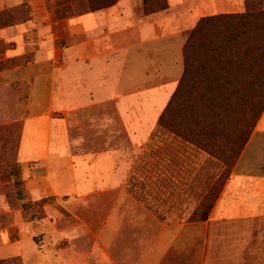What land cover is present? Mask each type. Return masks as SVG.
Listing matches in <instances>:
<instances>
[{"label": "rangeland", "instance_id": "1", "mask_svg": "<svg viewBox=\"0 0 264 264\" xmlns=\"http://www.w3.org/2000/svg\"><path fill=\"white\" fill-rule=\"evenodd\" d=\"M129 1L137 17L145 16L144 0ZM97 3L99 0H0V30L23 25L32 18L40 21L39 30L48 36L43 60L51 59L52 64L43 72L55 76L59 92L58 109L52 115L53 152L58 162L49 170L36 163L21 167L16 162L20 122L2 112L0 140L6 145L0 148V249L6 242L8 254L0 264H50L59 250L68 247L77 256H91L90 264H98L100 227L119 205L128 221L138 210L139 220L199 222L237 172L261 117L255 119L263 96L249 100L244 114L233 110L225 118L219 108L195 121L188 105L197 100L196 106L204 112L207 101L190 97L188 103L184 99L183 105L167 115V128H160V117L183 75L165 101L157 98L169 84L160 80L149 86H127L109 82L104 70L105 77L98 79L102 72L99 66L110 65L115 57L104 49L98 51L84 37L80 19L93 13L89 8ZM162 3L167 9L161 12L170 18L184 16L194 8L203 17L230 10L226 0H149V7ZM260 10H264V0H247V12ZM183 31L185 40L188 31L185 27ZM184 46L180 52L183 74ZM29 60L27 54L1 61L0 72ZM139 76V72L133 75L134 82ZM161 89L163 92H158ZM104 90L110 94L100 98L98 93ZM69 96L78 101L71 102ZM1 103L0 113L4 107ZM175 129L184 138L173 134ZM193 142L198 146H192ZM92 155H114V168L123 173L119 187L100 189L96 181L94 188L73 193L50 186L49 180L54 186L67 179L70 171H78V158ZM189 262L194 263L190 256Z\"/></svg>", "mask_w": 264, "mask_h": 264}, {"label": "crops", "instance_id": "2", "mask_svg": "<svg viewBox=\"0 0 264 264\" xmlns=\"http://www.w3.org/2000/svg\"><path fill=\"white\" fill-rule=\"evenodd\" d=\"M129 2L119 0L110 8L80 19L84 37L94 43V48L104 49L115 57L109 67L99 66L102 72L98 79L105 77L104 70L109 82L127 86H149L160 80L169 84L164 92L158 91L163 93L157 99L165 101L183 75L180 52L187 38L183 39L182 29L186 28L188 37L203 15L194 8L184 16L174 15L173 18L163 12L137 17ZM226 2L230 10L213 15L247 12V0ZM39 22L32 18L23 25L0 30V62L27 54L31 57L20 67L0 72V101L4 106L0 113V137L4 124L2 112L6 111L20 122L16 162L21 167L36 163L49 170L58 162L53 152L52 115L58 109L59 92L55 76L43 72L52 64L51 59L43 60L47 53L43 44L48 36L39 30ZM136 72L140 76L134 82ZM109 94L104 90L98 96L103 98ZM68 100L78 101L74 96H69ZM5 145L0 140V148ZM78 159V171H70L67 179L59 180L54 186L49 180L54 190L58 186L57 190L76 193L94 188L96 181L100 189L119 187L122 183L123 173L115 170L114 155ZM236 170L205 221L174 224L145 221L136 216L138 210L132 211L135 216L128 221L121 214L122 205L116 206L100 227L97 263L190 264V256L193 264H264V112ZM98 173H101L100 179ZM59 176L64 177H56ZM4 246L0 249V261L7 258L8 250ZM59 251L62 253L55 252L58 256L54 255L50 264H90L91 256H77L69 247Z\"/></svg>", "mask_w": 264, "mask_h": 264}, {"label": "trees", "instance_id": "3", "mask_svg": "<svg viewBox=\"0 0 264 264\" xmlns=\"http://www.w3.org/2000/svg\"><path fill=\"white\" fill-rule=\"evenodd\" d=\"M116 3L117 0H99V3L90 6L89 11L104 10ZM166 9V3L151 8L149 0H144L145 15ZM183 60V77L167 109L160 117V128H167V115L183 105L186 101L184 99L190 97L207 101L204 112H200L196 106L197 100L188 105L196 121L205 118L204 114L214 113L219 108L225 118L233 110L244 114L249 100L263 96L255 114V119H259L264 111V10L201 18L187 37ZM189 101L188 99L187 103ZM173 134L184 138L177 129ZM192 146L198 145L193 142ZM212 208L213 204L198 221H205Z\"/></svg>", "mask_w": 264, "mask_h": 264}]
</instances>
